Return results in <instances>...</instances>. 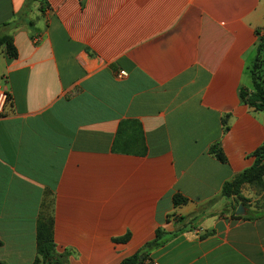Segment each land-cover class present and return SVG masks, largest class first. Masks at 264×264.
Instances as JSON below:
<instances>
[{"label": "crops", "instance_id": "crops-1", "mask_svg": "<svg viewBox=\"0 0 264 264\" xmlns=\"http://www.w3.org/2000/svg\"><path fill=\"white\" fill-rule=\"evenodd\" d=\"M263 25L264 0H0V261L30 264L50 215L59 264H117L156 228L140 264H264V173L220 194L264 138L238 96Z\"/></svg>", "mask_w": 264, "mask_h": 264}, {"label": "trees", "instance_id": "trees-1", "mask_svg": "<svg viewBox=\"0 0 264 264\" xmlns=\"http://www.w3.org/2000/svg\"><path fill=\"white\" fill-rule=\"evenodd\" d=\"M7 23L9 22H4L2 25H6ZM256 32L258 33V39L255 45L254 57L249 69L251 88L249 90L239 88L238 96L246 105L255 110L261 111L264 117V25ZM0 50L3 51L7 57L12 58L16 55L12 39L5 33H0ZM208 151L217 160L221 162L225 160L217 143L210 145ZM253 155L254 160L250 166L241 170L231 179L222 183L220 189V194L222 196L229 197L233 195L238 197L240 201H243V198L239 195L241 185L243 183L260 182V177L264 173V138L262 143L254 149ZM184 201L185 198L178 194L174 195L172 199L174 205ZM51 228L52 219L50 215L43 216L36 222L35 256L30 264L60 263L62 253L55 250ZM168 234L170 233L165 232L160 228H156L151 239L143 242L135 252L123 257L117 264H137L138 255L140 253H143V257L141 259L142 262L147 252L152 248L159 246L165 240L164 235L168 236ZM119 240H125V238H120ZM0 264L5 263L0 261Z\"/></svg>", "mask_w": 264, "mask_h": 264}, {"label": "built area", "instance_id": "built-area-1", "mask_svg": "<svg viewBox=\"0 0 264 264\" xmlns=\"http://www.w3.org/2000/svg\"><path fill=\"white\" fill-rule=\"evenodd\" d=\"M126 72L124 70H118L116 77H124ZM9 92L5 86H0V116L3 114L4 108L9 101Z\"/></svg>", "mask_w": 264, "mask_h": 264}, {"label": "water", "instance_id": "water-1", "mask_svg": "<svg viewBox=\"0 0 264 264\" xmlns=\"http://www.w3.org/2000/svg\"><path fill=\"white\" fill-rule=\"evenodd\" d=\"M243 211H244L243 210V207L239 204L237 206L236 210H235V213L236 214H241ZM142 257H143V253H141V254L138 255V262H137V264H140L141 263Z\"/></svg>", "mask_w": 264, "mask_h": 264}]
</instances>
